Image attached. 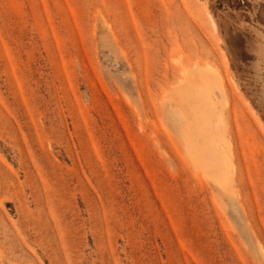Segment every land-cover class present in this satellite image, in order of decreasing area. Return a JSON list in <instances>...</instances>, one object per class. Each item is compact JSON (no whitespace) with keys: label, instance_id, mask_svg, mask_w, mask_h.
Segmentation results:
<instances>
[{"label":"rangeland","instance_id":"1","mask_svg":"<svg viewBox=\"0 0 264 264\" xmlns=\"http://www.w3.org/2000/svg\"><path fill=\"white\" fill-rule=\"evenodd\" d=\"M0 264H264V0H0Z\"/></svg>","mask_w":264,"mask_h":264},{"label":"bare ground","instance_id":"2","mask_svg":"<svg viewBox=\"0 0 264 264\" xmlns=\"http://www.w3.org/2000/svg\"><path fill=\"white\" fill-rule=\"evenodd\" d=\"M200 94H203V95H204V98L210 102V97H208L206 91H205L201 86H200ZM198 110H199V112H200V110H201V112H200V116H201L202 118H204V119H208V118H209V114H207L206 112H204L201 108H199ZM195 114H196V113H195ZM212 149H213V150H210V154H212L213 156L218 155V157H219V159H220V162L216 163V164L214 165V168H215V170L219 171V173H220V172H223V169H225V168H223V167L225 166L224 161L226 160V158H225L224 156L227 155V154H225V153L223 152V151H224L223 149L221 150L220 148L217 149V148H214V147H213ZM197 154H198V153H197ZM202 163L205 164V162H202ZM202 163H200V165H201ZM209 163H210V162H208V164H209ZM222 163H224V166H222ZM204 164H202L200 167H202V166L205 167ZM207 166H208V165H207ZM209 166L212 167V164L210 163ZM226 167H227V166H226ZM226 170H227V168L225 169L224 172H226ZM224 172H223V173H224ZM227 172H228V171H227ZM222 176H223V175H222Z\"/></svg>","mask_w":264,"mask_h":264}]
</instances>
